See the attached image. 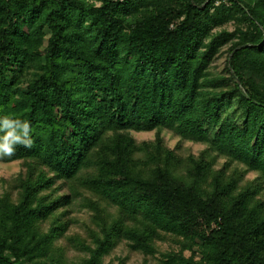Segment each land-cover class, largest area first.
<instances>
[{
    "label": "trees",
    "instance_id": "trees-1",
    "mask_svg": "<svg viewBox=\"0 0 264 264\" xmlns=\"http://www.w3.org/2000/svg\"><path fill=\"white\" fill-rule=\"evenodd\" d=\"M3 116L33 146L0 160L23 165L0 264H106L123 242L150 264L169 236L165 264H264V0H0ZM163 130L209 147L182 157ZM77 207L89 235L67 237Z\"/></svg>",
    "mask_w": 264,
    "mask_h": 264
},
{
    "label": "rangeland",
    "instance_id": "rangeland-1",
    "mask_svg": "<svg viewBox=\"0 0 264 264\" xmlns=\"http://www.w3.org/2000/svg\"><path fill=\"white\" fill-rule=\"evenodd\" d=\"M224 29L233 30L234 25L229 24L224 27ZM228 54V47L224 48L223 55L220 56L214 63H213V70L216 72H221L224 69V65L226 63V56ZM236 106H233V109H235ZM233 109L231 108L228 112L233 113ZM131 134L133 137L137 140V142L142 143L146 141L154 142L157 138V132H135L132 131ZM162 137L164 139L165 145L170 148L177 150V153L182 157H199L202 151L207 149L209 147L208 144L200 143V142H193L188 140H181L179 137L174 135L171 131L163 130L162 131ZM213 155V154H212ZM215 158V155H213L212 159ZM223 158H219L216 163V169H219L222 164H224ZM215 169V170H216ZM23 170V165L20 162L16 163H3L0 162V192L3 191V183L1 180H14L20 172ZM187 176L186 169L183 168L181 177ZM257 174L255 173H248L245 177L244 183H246L249 180H253ZM113 208V212H114ZM71 217H75L76 220H78L77 224H75L70 231L67 234V237L73 236L76 234H80L84 237L89 235V227L88 224L90 223L91 215L86 209H82L81 207H77L76 211H74L71 214ZM206 228V227H205ZM67 244V242L62 240V243ZM156 248L157 253L154 258H150V264H165V256L172 252L179 251V245L177 243V239L173 236H169L167 240L164 241H157L156 242ZM69 256L70 259L73 261H76L75 259H79L82 256V253L77 251L75 248L69 249ZM185 257H190L191 252L185 251L184 253ZM200 254H196V259H200ZM123 260L124 262H121ZM144 260V255L141 252H131L128 246V243L123 242L120 245L117 246V248L113 251V253L106 258L105 263L106 264H142Z\"/></svg>",
    "mask_w": 264,
    "mask_h": 264
},
{
    "label": "clouds",
    "instance_id": "clouds-1",
    "mask_svg": "<svg viewBox=\"0 0 264 264\" xmlns=\"http://www.w3.org/2000/svg\"><path fill=\"white\" fill-rule=\"evenodd\" d=\"M32 125L28 120L0 117V160L16 154L17 146L31 149Z\"/></svg>",
    "mask_w": 264,
    "mask_h": 264
}]
</instances>
